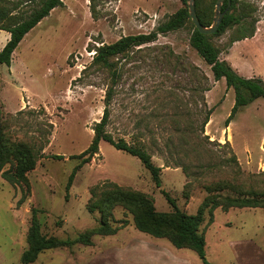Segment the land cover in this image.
Listing matches in <instances>:
<instances>
[{
  "label": "rangeland",
  "instance_id": "rangeland-1",
  "mask_svg": "<svg viewBox=\"0 0 264 264\" xmlns=\"http://www.w3.org/2000/svg\"><path fill=\"white\" fill-rule=\"evenodd\" d=\"M6 1L17 13L13 8L18 0ZM239 1L255 10L254 36L232 43L237 32L229 29L213 42L221 59L242 77L264 80V0ZM63 3L25 36L11 66L0 67V114L9 134L38 146L49 139L44 157L28 174L29 193L24 185H11L0 177V264H22L33 209L38 210L42 233L48 237L74 240L96 229L101 215L88 210L90 190L106 182L151 196L159 212L173 209L162 193L166 191L181 211L196 215L207 193L195 178L218 179L226 170L222 161L230 150L219 143H230L246 184L264 190V99L242 108L226 126L235 92L225 79H214L211 67L190 45L191 18L185 27L136 48L123 62L107 128L116 141L125 140L150 153L162 168V187H156L137 157L102 141L99 153L82 166L67 189L70 175L82 161L71 157L89 148L94 125L105 109L107 75L83 74L95 49L124 36L149 34L185 5L182 0H95L100 15L95 20L90 0ZM211 4L212 0H202L203 7ZM9 38L0 30V52ZM209 109L204 135L209 137L205 144L211 154L196 151ZM22 110L24 114L16 118ZM208 165L211 169L199 168ZM182 166H189L196 176L187 177ZM188 182H193L189 189ZM123 222L125 227L116 235H94L92 246L78 243L46 250L32 264H204L193 250L177 249L166 239L139 232L133 216L116 207L113 225ZM208 222L206 213L201 232L208 264H264V209L218 208L214 223Z\"/></svg>",
  "mask_w": 264,
  "mask_h": 264
},
{
  "label": "trees",
  "instance_id": "trees-1",
  "mask_svg": "<svg viewBox=\"0 0 264 264\" xmlns=\"http://www.w3.org/2000/svg\"><path fill=\"white\" fill-rule=\"evenodd\" d=\"M216 0H212L211 6H202V0H195L196 11L200 22L205 27H210L213 23V6ZM184 7L179 9L166 22L160 24L149 34L124 36L115 43H102L95 49L92 63L85 68L83 74L89 72H103L107 75L108 88L105 96V109L101 120L95 123L93 131L94 137L87 150L73 159H82L74 168L69 177L67 189L73 183L77 172L82 166L91 161L100 150L102 141L113 145L116 149L137 157L145 168L150 172L153 182L157 188L162 187V168L155 165L150 153L141 147L128 144L125 140L116 141L107 131L111 118V105L117 95V88L123 76V62L132 58L136 48L154 43L159 36L175 32L190 21V14L187 0H182ZM6 0H0V30L10 34V38L0 52V67L3 65L11 66L12 57L15 50L23 41L25 36L32 31L38 24L47 18L51 12L64 6L63 0H18L13 10H18L13 14L8 8ZM30 5V6H29ZM27 7H31L28 9ZM228 8V2L223 5V11ZM90 11L95 20L100 19V15L95 4V0H90ZM254 8L239 0H231V6L224 15L219 29L211 35L200 33L193 25V32L190 38V45L194 48L201 58L211 67L214 79L220 81L225 79L228 89L235 92V105L232 113L226 121L229 127L235 115L244 107L250 105L255 100L264 99V80L261 78L242 77L226 60L221 59V51L213 42L216 37L222 36L229 29H235L237 35L231 39L232 43L252 38L255 34L256 21ZM195 72H200V68L193 66ZM202 72V71H201ZM203 74V73H202ZM209 89H206V91ZM24 114L20 111L15 117ZM212 110L209 109L200 126L202 136H197V149L211 154L212 149L208 148L205 142L209 137L205 136V127L210 121ZM0 114V177L11 185H24L29 193L28 174L32 172L40 159L44 156L43 151L49 144V139L39 142V146L25 140L13 139L7 130L6 122ZM53 127V124H49ZM51 135V133H50ZM212 144L213 142H209ZM219 147H228L230 156L223 159V167L226 169L223 176L218 179L202 180L195 178L207 193L201 207L196 215H188L180 210L176 201L170 197L166 191H162L173 209L170 212H159L155 207L154 199L142 192L131 188L121 187L112 182H106L94 186L90 190L91 198L88 203V210L91 213L99 212V226L81 234L74 240H62L56 237H48L42 233L38 210H32V222L28 233V249L21 256L22 264H32L37 261L40 254L46 250H53L62 247H72L81 243L92 246V236H113L123 227L114 226V210L116 207H123L133 216L136 229L157 239L168 240L177 249H189L197 253L208 264L206 260V237L201 232V226L205 221L206 213L209 214L208 225L214 223V212L221 208L223 211L230 209H264V190H259L254 186L247 185L244 171L239 160L230 147V143ZM58 159H63L58 156ZM187 177H195L189 166H182ZM200 169H211V165L200 166ZM193 182H188L187 186H192ZM27 194L19 203L23 202Z\"/></svg>",
  "mask_w": 264,
  "mask_h": 264
},
{
  "label": "water",
  "instance_id": "water-1",
  "mask_svg": "<svg viewBox=\"0 0 264 264\" xmlns=\"http://www.w3.org/2000/svg\"><path fill=\"white\" fill-rule=\"evenodd\" d=\"M225 2H228V8L225 11H223V5L225 4ZM187 3L189 8L190 18L193 21V24L200 33L205 35L214 34L219 29L224 15L227 13V11L231 6V0H217L213 23L210 27H205L202 25L198 17L195 0H187Z\"/></svg>",
  "mask_w": 264,
  "mask_h": 264
}]
</instances>
